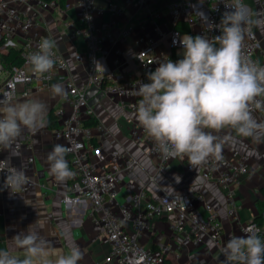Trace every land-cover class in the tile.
I'll return each mask as SVG.
<instances>
[{"label": "built area", "instance_id": "obj_1", "mask_svg": "<svg viewBox=\"0 0 264 264\" xmlns=\"http://www.w3.org/2000/svg\"><path fill=\"white\" fill-rule=\"evenodd\" d=\"M134 2L141 6L144 0H107L98 4L96 0H71L66 1L64 7L70 5L76 8L75 20L64 23L70 30V38L82 37L85 53L76 51L74 60L85 66V78L77 83L72 75L67 73L68 62L59 50L55 49L57 62L51 73L44 76L32 74L27 66L26 57L29 53L38 50L41 41V25L39 21L21 5H34L41 9L61 8L58 0H0V40L5 46L20 49L22 63L11 69L5 68L0 61V97L15 93L27 97L34 91L48 89L52 80L58 75H64L66 96L61 97V104L53 109L58 126L51 129L56 144L69 148L66 159L74 173L70 178L67 190L62 195L64 203L88 202L91 205V216L95 224L105 232L110 243V256L117 264H165V254L168 246H161L153 250L140 242V237L148 226L150 219L166 214H173L172 228L176 232H184L193 244H198L204 236L219 244L222 238V225L219 212L200 192L186 194L162 193L157 197H150L144 186H139L127 195L124 202L118 203L116 195L119 191V173L123 168L131 169L138 162L133 158H126L123 163L119 161L121 155L116 151L103 152L92 143V134L89 126L84 125V120L95 117L94 109L88 104L85 95L89 88L95 87L104 95H117L123 106L136 113L140 97L137 95L141 83H147L148 73L154 71L159 63L168 59L173 62L182 59L183 48L180 43L184 35H204L209 39L220 35L219 25L224 3L229 0H173L167 3L172 27L169 31L162 30L158 23H154L155 35L145 34L136 41V52L133 59L136 67L131 72L116 71L108 68L102 59L108 55L105 41L115 43L116 39L106 22L96 24L95 18L108 12L120 15ZM264 8V0H259ZM180 19H184L191 27L197 28V34L182 31L176 27ZM146 18H141L143 24ZM135 25L124 26L120 35H129ZM160 39H166L170 52L161 50L158 46ZM262 47L261 38L253 29L247 35L243 44V54L257 60L256 53ZM264 64V59L259 61ZM258 120H264V112H255ZM96 126L104 130L97 122ZM34 132L27 131L20 138L16 149L23 145H31ZM139 138V136H138ZM53 145V146H54ZM0 161L5 160L1 155ZM147 153L157 161L161 168L169 160L157 151L151 140ZM222 160H210L209 163L192 168L187 159H182L188 172L197 171L205 180L213 181L222 191L227 215L233 220L238 219L239 205L236 201V191L243 175L248 172V156L235 148L223 149ZM34 162V156L29 155L25 161L28 183L24 191L35 185V181L27 174V170ZM11 166L19 168L11 163ZM0 168L4 165L0 163ZM6 169L0 171V198L2 193L10 190L4 187ZM201 206V210L198 206ZM262 222L254 220L240 225L241 232L246 235L245 229L256 224L261 228L264 236V207L261 210ZM189 225V229H186ZM224 257L221 259V261ZM220 261V262H221ZM186 264H194L191 261ZM220 264V263H219Z\"/></svg>", "mask_w": 264, "mask_h": 264}, {"label": "crops", "instance_id": "obj_2", "mask_svg": "<svg viewBox=\"0 0 264 264\" xmlns=\"http://www.w3.org/2000/svg\"><path fill=\"white\" fill-rule=\"evenodd\" d=\"M58 0L61 8L41 9L34 5H21L27 9L40 23L43 37L55 40L57 49L68 62L67 73L72 75L75 82L80 83L85 78V66L74 60V53H85L82 37L70 38V30L64 23L75 20L76 8L72 5L64 7L65 2ZM103 4L107 0H96ZM120 1V0H110ZM198 1V0H194ZM251 9L261 8L259 0H245ZM167 0H144L138 6L132 2L122 14L114 15L104 12L95 18L96 24L106 22L114 35L116 42L105 41L108 55L102 59L105 66L122 72H131L136 64L133 56L136 52V41L145 34L155 35L154 23H158L162 30L169 31L172 23L167 11ZM141 18H146L139 24ZM135 25L134 30L127 36L120 35L121 29L128 25ZM182 31L197 34V28L191 27L184 19L176 25ZM261 38L262 47L256 53L258 61L264 59V34L254 29ZM158 46L165 52H170L166 39H160ZM64 75L56 76L48 89L34 91L27 97L18 96L15 99L23 101L35 98L47 105L48 113L61 104V97L53 98L51 85L62 84ZM97 122L90 125L92 143L103 152L116 151L121 155L119 161L126 158L137 160L131 168H123L119 173V191L116 201L122 203L127 195L137 187L144 186L150 197H157L162 193L186 194L202 193L219 212L222 225V238L219 244L204 236L198 244H193L184 232H176L172 228L173 214H166L150 219L147 228L140 237V242L153 250L168 246L165 254V264H219L223 256L219 253V246H223L230 236L243 235L240 225L254 220L259 216L264 198L261 189L264 186V143L256 145L251 139L237 138L231 130L217 133L223 140V149L235 148L248 156V172L243 175L236 191V201L239 205L238 219L233 220L227 215L224 198L220 188L211 180H205L199 172H188L180 158L169 159L161 168L157 161L147 153L151 138L136 119V113L122 105L120 98L114 94L104 95L92 105ZM27 131L25 130L24 134ZM22 135V137L24 136ZM139 136V138H138ZM21 137V138H22ZM55 143L51 129L45 128L35 131L31 138V145H23L16 149L20 156H13L11 163L20 166L29 155L34 156V162L27 170V174L35 181V185L24 192L12 193L6 190L0 198V248L8 245L9 240L16 234L25 231L29 225L39 232L52 245L53 256L63 254L71 246L78 245L83 252V259L78 264H117L110 256V243L104 230L94 223L91 216V205L88 202L64 203L62 195L67 190L70 179L57 182L49 173L46 162L47 153ZM1 155L8 158L9 153L2 151ZM201 210V206H198ZM254 221L261 223L262 218ZM186 225V229H189Z\"/></svg>", "mask_w": 264, "mask_h": 264}, {"label": "clouds", "instance_id": "obj_3", "mask_svg": "<svg viewBox=\"0 0 264 264\" xmlns=\"http://www.w3.org/2000/svg\"><path fill=\"white\" fill-rule=\"evenodd\" d=\"M224 3V0H222ZM218 27L220 35H184L180 43L182 59L162 61L148 73L137 95L136 119L166 159H187L192 168L214 159L222 160L223 140L217 135L231 130L237 138L264 143V120L254 113L264 112V64L243 54V44L253 29L264 34V8L251 9L245 0L224 3ZM55 40L44 37L38 50L27 55L29 71L37 76L51 73L57 58ZM51 94L65 97L62 84L51 85ZM47 105L35 98L15 99V93L0 97V151L7 159L4 187L22 192L28 183L26 164L11 166L13 156H20L16 145L26 131L47 126ZM69 148L56 144L47 153L49 173L57 182H65L74 173L66 159ZM246 235H233L219 253L220 264H264V236L251 224ZM78 245L53 256L51 242L33 225L13 236L0 248V264H78L83 259Z\"/></svg>", "mask_w": 264, "mask_h": 264}, {"label": "trees", "instance_id": "obj_4", "mask_svg": "<svg viewBox=\"0 0 264 264\" xmlns=\"http://www.w3.org/2000/svg\"><path fill=\"white\" fill-rule=\"evenodd\" d=\"M2 44L3 42L2 40H0V61L2 62L3 66L8 69L19 66L22 63L20 49L17 47H13V46H5L1 48ZM96 123H97V119L95 117H91V118L84 120L85 126L95 125ZM47 126L50 129H53L58 126V122H57V119H56V116L53 110H50L48 113ZM261 193L264 198V186L261 189ZM263 207H264V203H263ZM260 218H261V213L259 214V216H256L254 220L260 219Z\"/></svg>", "mask_w": 264, "mask_h": 264}, {"label": "water", "instance_id": "obj_5", "mask_svg": "<svg viewBox=\"0 0 264 264\" xmlns=\"http://www.w3.org/2000/svg\"><path fill=\"white\" fill-rule=\"evenodd\" d=\"M169 1H173V0H167ZM86 99H88V104L89 105H94L99 99H101L102 97H104V93L101 91H97V89L95 87H91L87 90L86 95H85Z\"/></svg>", "mask_w": 264, "mask_h": 264}]
</instances>
